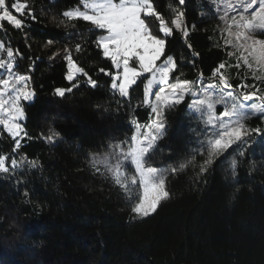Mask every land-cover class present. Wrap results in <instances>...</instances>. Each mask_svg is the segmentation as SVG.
Wrapping results in <instances>:
<instances>
[{
    "label": "trees",
    "instance_id": "obj_1",
    "mask_svg": "<svg viewBox=\"0 0 264 264\" xmlns=\"http://www.w3.org/2000/svg\"><path fill=\"white\" fill-rule=\"evenodd\" d=\"M28 2L35 20L24 15L19 17L22 29L7 21L0 27V41L14 54L19 51L15 70L31 77L28 85L35 92L32 102L22 101L27 136L21 148L15 149L14 139L0 125V155L8 158L9 167L8 173H0V264H264V138L253 133L200 173L207 155L198 154L205 125L192 120V97H186L147 164L166 176L170 195L154 213L137 216L131 209L138 200H130L103 165L97 171L89 160L111 155V145L127 141L135 131L133 121L149 122L151 110L141 103L143 85L131 94V103L112 93L110 77L99 71H113L111 61L95 45L104 32L62 15L81 0ZM153 5L170 27L174 14L169 5L184 12L189 28L187 38L175 29L167 38L166 55L177 62L171 79L197 81L202 73L204 85L215 83L212 72L220 63L226 65L228 47H223L218 29L224 22L212 0H185L183 5L153 0ZM158 24L154 22L153 32L163 37ZM65 47L99 87L80 75L79 87L63 97L55 94L58 87H71ZM0 58L6 53L0 51ZM235 65L223 70L233 88L244 83L264 92V83ZM245 124L264 132V117L254 116ZM49 136H54L52 143ZM127 147L122 145L125 151ZM193 156L195 162L183 170L169 171ZM11 159L25 163L13 169ZM32 161L34 168L28 164ZM122 170L129 178L135 174L130 161H124ZM133 190L140 191L136 186Z\"/></svg>",
    "mask_w": 264,
    "mask_h": 264
},
{
    "label": "snow or ice",
    "instance_id": "obj_2",
    "mask_svg": "<svg viewBox=\"0 0 264 264\" xmlns=\"http://www.w3.org/2000/svg\"><path fill=\"white\" fill-rule=\"evenodd\" d=\"M81 3L83 10L77 7L64 11L62 15L69 20L82 19L90 22L92 30L104 32L97 37L95 45L102 49L103 56L111 61L113 71L105 72V69H99L110 77V90L114 95L131 103V94L142 84L141 103L151 110L147 124L140 125L133 121V135L125 142L110 146L113 149L111 155H93L89 160L97 171L100 170L99 165H103L130 200H138L131 209L137 216L147 217L154 213L161 201L170 195L166 190V176L161 170L147 164L157 151L158 142L166 135V113L183 103L186 97H192L188 106L190 113L201 119L205 125L206 138L200 142L201 151L198 154L203 155L206 152L207 155L199 165L200 173L206 172L217 158H226L225 154L234 145L239 147L245 144L253 133L264 138V132L260 128L249 129L245 124L246 120L254 116L264 117V92L255 85L244 83L233 88L223 71L226 68L225 63H220L213 70L212 78L216 80L213 84L204 85L202 73L197 81L179 77L175 82L170 81V76L177 70V62L173 56L166 55L167 38L172 36L173 29L181 32L184 38L188 37L189 28L184 20V12L169 5V10L174 14L170 27L169 22L154 7L153 0H81ZM184 3L185 0H179L180 5ZM224 8V14L219 17L224 22V27L218 29L223 47L231 46L239 53L236 56L237 69L243 65L251 72L254 81L264 83V39L256 38L257 35H264V0H224ZM13 11L19 16L14 15ZM24 15L32 20L36 19L28 0L11 3L0 0V27L7 21L14 28L22 29L24 20L19 17ZM155 21L159 22L158 31L163 34V38L153 32ZM52 43L51 40L47 42L48 45ZM187 47L191 49L192 46L188 44ZM74 50L81 52V45L77 43ZM0 51L6 53V59L0 58V76L3 77L0 78V125L14 139L15 149H19L22 146L21 140L27 136L23 126L25 110L22 101L32 102L35 92L28 88L31 77L15 72L19 51L16 50L14 54L12 47H5L3 41H0ZM62 55L67 61L66 79L71 82V87L56 88V95L63 97L79 87L80 75L87 78L86 82L91 87H99L97 81L73 59L71 49L65 47ZM198 55L193 53L194 58ZM228 55L236 53L229 52ZM247 88L255 90L246 91ZM253 98L258 102H252ZM218 105L223 107L219 114L216 111ZM47 139L52 143L54 136ZM124 143L128 144L126 151L122 148ZM239 155L243 156L244 151ZM7 159L6 156L0 155V173L9 172ZM124 161L134 164L138 175L129 178L122 170ZM194 162L195 156L179 168L169 171L175 174ZM10 163L15 169L25 161L11 159ZM28 164L29 167H36L34 161ZM236 167L237 162L233 160V177L236 176ZM133 186L142 191H134Z\"/></svg>",
    "mask_w": 264,
    "mask_h": 264
},
{
    "label": "rangeland",
    "instance_id": "obj_3",
    "mask_svg": "<svg viewBox=\"0 0 264 264\" xmlns=\"http://www.w3.org/2000/svg\"><path fill=\"white\" fill-rule=\"evenodd\" d=\"M212 2H213V5H214V7H215V9H216V11H217V13L220 15V16H222L223 14H224V11H225V8H224V0H212ZM77 7H80L81 8V10H83V7H82V3H80V5H78V6H75V7H72L71 9H69V10H73V9H75V8H77ZM11 11V10H10ZM230 15H232L231 13H230ZM104 34V33H103ZM154 34H156V33H154ZM157 35V34H156ZM161 37V36H160ZM161 38H163V37H161ZM256 38H259V39H264V35H257V37ZM229 52H234V53H236V55H232V56H229V55H227V62H226V67H228L229 65H233V64H236L237 63V59H236V56L239 54L238 52H236V49L235 48H233V47H231V46H229L228 47V53ZM6 59V58H5ZM159 63V62H158ZM133 66H135V65H133ZM241 69H243V70H241V72L242 73H248V74H250L251 75V72L250 71H248L243 65L240 67ZM0 72H2V70H0ZM15 72H17V73H19V74H24V73H21V72H18L17 70H15ZM259 74V73H258ZM27 75V74H26ZM147 75V74H146ZM0 78H3L2 76H0ZM170 81L171 82H175V80L173 81V79H171V76H170ZM28 88L30 89V90H32V88L31 87H29V85H28ZM179 106V105H178ZM177 106V107H178ZM176 107V108H177ZM175 108V109H176ZM175 109H173V110H171V111H169V112H167L166 113V122L168 123V121H169V118H170V116L173 114V112H174V110ZM216 111H217V114L219 113L218 112V110L216 109ZM24 119H25V117H24ZM23 119V120H24ZM192 120L194 121V122H201L202 124H204L203 122H202V120L201 119H198L197 118V116H195V115H192ZM133 167H134V171H135V165L133 164ZM149 167H154V166H149ZM154 168H156V167H154ZM136 175H138L136 172H135V174H134V176H136ZM140 191H142V189H140Z\"/></svg>",
    "mask_w": 264,
    "mask_h": 264
}]
</instances>
